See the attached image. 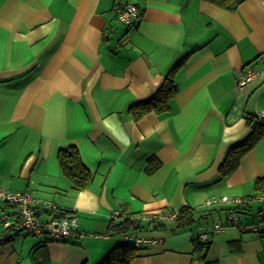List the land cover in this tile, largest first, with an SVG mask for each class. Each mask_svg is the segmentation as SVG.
Returning a JSON list of instances; mask_svg holds the SVG:
<instances>
[{
	"label": "crops",
	"instance_id": "obj_1",
	"mask_svg": "<svg viewBox=\"0 0 264 264\" xmlns=\"http://www.w3.org/2000/svg\"><path fill=\"white\" fill-rule=\"evenodd\" d=\"M117 2L137 8L132 28L118 20ZM243 68L264 72V0H0V188L54 203L42 221L72 214L85 233L40 242L1 220L0 264H100L126 243L137 247L129 264H264V227H252L264 203L233 222L232 204H203L257 194L264 176V136L233 173L219 172L227 149L250 135L247 118L264 124V74L238 92ZM170 71L168 109L135 119L129 107ZM70 146L92 174L82 189L59 165ZM184 207L186 218L121 232L109 219ZM202 231L204 256L195 249ZM126 233L156 241L135 245Z\"/></svg>",
	"mask_w": 264,
	"mask_h": 264
},
{
	"label": "built area",
	"instance_id": "obj_2",
	"mask_svg": "<svg viewBox=\"0 0 264 264\" xmlns=\"http://www.w3.org/2000/svg\"><path fill=\"white\" fill-rule=\"evenodd\" d=\"M113 10L120 22L126 27L132 28L135 21L139 17L137 8L131 2H117L113 6ZM264 72H258L252 68H243L237 77L236 89L238 92H243L246 86L258 75H263ZM264 116V113H258V118ZM0 199L9 207L14 209V213L17 216V221L8 220V214H3L1 220L5 227H12V233L16 234L20 231H26L36 236L40 242H46L47 240H67L75 239L76 237H83L84 232L78 231V223L75 215H62L56 219L49 221H42L39 215L47 209H55L56 205L52 202L42 201L39 205L35 204V199L28 191H9L0 188ZM249 198L219 196L212 197L203 202L205 206H209L213 203H229L232 205L244 206L249 202ZM251 200L264 201V194L255 195ZM177 216V212L168 211L159 214H145L137 212L130 214L123 210H114L109 215L110 221L118 224L123 221L129 222L130 227L137 226L141 221L158 222L169 219H174ZM235 217L234 212L228 214V220H232ZM222 226L215 224L211 229L218 231ZM264 227V210L260 213L259 222L254 229ZM264 229V228H263ZM132 234H124V238L134 239L135 245L142 243H154L155 238H143ZM208 239V233L206 231L200 232L196 242H205Z\"/></svg>",
	"mask_w": 264,
	"mask_h": 264
},
{
	"label": "trees",
	"instance_id": "obj_3",
	"mask_svg": "<svg viewBox=\"0 0 264 264\" xmlns=\"http://www.w3.org/2000/svg\"><path fill=\"white\" fill-rule=\"evenodd\" d=\"M175 92L176 84L173 81L172 72L170 71V73L166 75L163 84L156 90V92L150 98L131 105L129 107V110L132 112L135 119L141 117L143 114L150 111H154L157 113L166 111L169 106V100L173 97ZM247 126L251 129L250 135L244 140L230 146L227 149L225 156L219 165V172L223 177L233 173L237 168L241 157L264 136L263 123L259 121L253 122L252 118L248 117ZM153 160V157L149 158V162H152ZM58 161L63 174L72 181L75 188L82 189L87 185L89 180H91L92 174L82 163L76 147L70 146L61 149L58 152ZM254 186L255 189L259 191L257 194L239 197L249 198L250 200L247 204H245L244 206L233 205V207L227 210V217L230 212L235 213V217L232 220H229L230 222H233V220L237 217V213L240 211V209L246 208L255 202H259L261 204L264 203V201L251 200V198L255 195L264 194V176L257 177L255 179ZM263 210L259 211L258 220L256 223L252 224L253 226L258 224L260 213ZM191 212V208L184 207L178 211L176 217L186 218L191 215ZM129 227L130 225L127 221H123L112 226V228L120 232L123 230L126 231ZM258 229L259 228H257V230ZM262 230L264 232V229ZM207 241L208 239L205 242L195 243V249L198 251L202 250V256H204L206 250L209 248L210 243ZM136 250L137 247L134 246V244L132 243H126L124 245L117 246L108 254V256L100 264H129L130 260L136 256Z\"/></svg>",
	"mask_w": 264,
	"mask_h": 264
},
{
	"label": "rangeland",
	"instance_id": "obj_4",
	"mask_svg": "<svg viewBox=\"0 0 264 264\" xmlns=\"http://www.w3.org/2000/svg\"><path fill=\"white\" fill-rule=\"evenodd\" d=\"M2 205H3V204H2V202L0 201V207H1ZM2 213H3V212H2L1 209H0V227H1V225H2V224H1V222H2V221H1V215H2ZM31 236H32V237H35V236L29 234V237H31ZM35 238H36V237H35Z\"/></svg>",
	"mask_w": 264,
	"mask_h": 264
}]
</instances>
